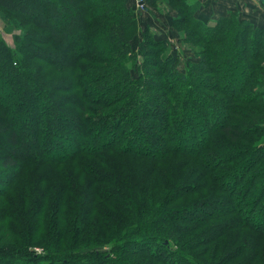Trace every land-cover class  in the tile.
Returning a JSON list of instances; mask_svg holds the SVG:
<instances>
[{"label": "trees", "instance_id": "1", "mask_svg": "<svg viewBox=\"0 0 264 264\" xmlns=\"http://www.w3.org/2000/svg\"><path fill=\"white\" fill-rule=\"evenodd\" d=\"M31 1L51 7L59 16L50 13L48 18L59 23L66 18L63 4L70 6L73 0H55L57 7L53 0ZM31 1L0 0V7L26 15L23 9ZM87 1L83 8L73 1L78 14L62 26L47 28L40 20L44 34L28 31L32 43L24 47H31L39 63L24 54L19 67L10 70L18 88L37 102L30 108L32 127L27 130L34 139L23 140L22 123L12 130L11 105H0V138L8 146L0 153V169L22 164L24 177L27 166L51 164L56 180L41 172L26 191L10 194L15 177L6 179L4 187L0 183V264H264V139L258 136L264 135V117L242 109L253 103L244 92L246 77L252 79L256 72L243 59L253 54L255 36L264 34V28L241 20L235 11L210 26L194 16L189 0H174L180 6L177 18H188L198 42H212L215 49L203 48L202 62L187 63L179 71L165 50L166 40H148L144 45L160 47L158 61L147 63L156 53L139 49L132 60L137 64L140 56L142 65L133 80L128 64L133 50L126 35L133 15L126 0H106L110 5L105 8L98 5L102 0ZM112 1H120L117 13ZM91 10L96 16L89 18ZM105 18L108 26L98 23ZM100 31L104 47L97 38ZM106 48L117 61L110 70L99 69L100 63L112 62L101 56ZM47 52L53 66L42 59ZM10 60L0 41V63L7 66ZM149 65L159 70L150 73ZM58 67L70 69L69 79ZM234 71L242 77L236 87ZM47 75L57 83V92L70 91L60 103L43 89L53 85ZM259 88L252 99L264 94ZM246 121L252 124L245 132ZM63 131L71 152L46 154L48 139ZM183 133L189 134L187 140L197 139L194 149L182 145ZM139 159L146 167L137 165ZM232 203L236 208L229 209ZM33 242L41 244L43 254L26 252ZM107 244L111 248L104 253L99 248Z\"/></svg>", "mask_w": 264, "mask_h": 264}, {"label": "rangeland", "instance_id": "2", "mask_svg": "<svg viewBox=\"0 0 264 264\" xmlns=\"http://www.w3.org/2000/svg\"><path fill=\"white\" fill-rule=\"evenodd\" d=\"M31 1V0H30ZM55 2L54 7H57V2L55 0H53ZM75 3H77L78 8L84 7V3L86 4L87 0H73ZM72 1V4L69 6L68 4L64 3L63 5H65L64 9L66 10V18L63 20H60L59 23H55L54 21L50 20L49 16H51L53 13L55 14V18L58 19V13L54 10L51 9V7H43V5H39V3L34 4L33 1H31L29 4H27V7H25L23 10L26 11V15L24 14V12H20V11H5L0 7V41L2 42L3 47L7 50V53H9L10 55V64L9 65H5L0 63V105L2 104H6V102H9V104L11 105V107L8 109L10 111V115L8 116L9 119V123L11 124V129L12 130H17L19 123L23 124V130L26 131L27 136H24L23 140H29L31 141V139L33 138V134L27 130H29V128L31 129L32 124H31V117H29L30 112H31V107L33 105H35V103H37L35 101V98H31L28 95V92H26L25 90L22 91L18 88V83L16 81V78H12L11 75L13 76L14 72L10 71L12 68L13 70L15 69V67H19V60L21 59V57L26 54L30 56V62H37L39 63L38 60V55L36 53H32L30 52L31 47L29 50H24L25 47V42L32 43L31 40H29L30 38L27 37L29 35V33H27L28 31L34 30L37 34L42 35L44 34V30L41 29V31L38 29V26L40 23V20L42 21V19H44L45 23L47 24V28H56V26L58 24H62L65 22H68L67 18H69V20L74 19L75 17H73L75 14H78L77 10L78 8L75 6V3ZM94 0H91V2H93ZM258 0H249V2L254 3V8L256 10H254L256 13L259 11L260 13L262 12L263 8L261 5H259L258 3H256ZM189 2V1H188ZM60 3L62 4L63 1L60 0ZM110 2L106 1V0H102L101 4H98L99 7H104L105 6H109L110 4H108ZM113 4V10L114 13H117L119 11V7L118 5L120 4V1H116V2H111ZM126 6L129 7V9L132 12L133 15V22L132 24L128 27L126 35L127 38L129 39V44H130V48L133 50L132 54L129 57V65L131 68V73H130V77L133 80H136L137 74H138V70L140 69V66L142 65L141 57L139 56L136 60H137V64L134 63L133 57L134 54H136V52L141 49V48H145L147 50L150 51H154V53H156V55L151 56V60H146L147 63H152V60L155 59L156 63L158 61L157 59V51L158 53L160 52V47L159 45H157V48H152L148 45H144L147 44L148 40L153 39L154 41H164L167 42V48H165L166 51H168V53L170 55H172L173 57V61H174V68L177 70H181V68L183 69L185 67V65L187 63L193 62L196 64H199V62L201 61L202 58H204L202 55H200V51H202V49L204 48L205 50L208 51V49L213 50V48L215 49V47H213L214 45L212 44V42L205 44V43H200L198 42L199 38L197 36L192 35V31L193 29H191V27H189L188 25L190 24V21L188 19L187 24L185 25H180L179 22H184L187 21V19L184 20H179L177 18V14L178 12V7H180L179 5H177L174 0H126ZM77 10H76V8ZM27 11L29 12V14H31L33 16V18H35V20H37V22L35 23L34 21H32L31 17L28 16ZM93 16H96V12L94 10L90 11V16L89 18H91ZM49 17V18H48ZM71 17V18H70ZM112 18V15H111ZM241 18V17H240ZM61 19V18H60ZM183 19V18H182ZM67 20V21H66ZM241 20L250 22L248 19H243L241 18ZM43 21V22H44ZM64 21V22H63ZM106 18L102 21H98V23L100 24H110L111 22H106ZM95 22V24H98ZM230 22H226V25H228ZM251 23V22H250ZM207 25H210L208 23H206ZM213 24V23H212ZM191 25V24H190ZM241 25L243 26L244 24L241 23ZM240 25V27H241ZM211 26V25H210ZM223 24L220 26V28H222ZM256 27V26H255ZM104 31V30H103ZM103 31H100L99 34L97 35L98 39L101 41V45L104 47L103 42H102V38H103ZM249 32V31H248ZM220 33V32H219ZM218 33V36H219ZM105 34V33H104ZM252 34L248 35L251 36ZM256 40H257V46L255 45L252 48L253 54L251 56H248V54H246L244 56L245 59V63L248 66H252V69H256V72H254L253 74V78L252 79H248L246 77V82H245V86H247V90L244 92V96H248V100L250 102H253L251 104L247 105H243L242 109L244 108V110L248 111V112H253L255 113L256 116L258 117H264V94L260 95L261 98L254 100L252 99V95L254 90L260 89L259 87H263L264 85L260 86L261 82L258 81L259 80V75L258 74V67L260 65H262L264 67V34H257V36H255ZM98 41V40H96ZM99 46V48H102V46ZM50 47V45H45V48ZM252 47V46H251ZM108 48V47H107ZM106 48V49H107ZM159 48V49H158ZM155 49V50H154ZM101 50V49H100ZM105 51V49H103ZM217 50V49H216ZM256 50V52H255ZM64 50L60 47L59 48V52H63ZM45 53V52H44ZM101 56L103 55L104 57H107L108 59L110 58V60L112 62L109 61H105L104 63H100V68H106L108 70L114 68V66H116V59L113 58L114 52L111 49H107V51L105 53H103L101 51ZM49 53L47 52V54H43L42 55V59L44 58V62L48 64V61L53 60L52 56L48 55ZM159 55V54H158ZM163 55V54H162ZM160 54V56H162ZM254 55V58H253ZM13 56V58L11 57ZM116 56V55H115ZM114 56V57H115ZM256 56V57H255ZM113 58V60H112ZM127 58V56H126ZM206 58H208L207 54H205V60ZM15 59V60H14ZM19 59V60H18ZM14 60V62H13ZM119 62V59H118ZM141 62V63H140ZM202 62V61H201ZM50 66H53L52 64H48ZM135 65V66H134ZM157 67H161V64ZM261 67V66H260ZM57 68V67H56ZM58 68H62L63 67H58ZM258 68V69H257ZM37 69V68H36ZM36 69H33L32 72H34L35 74L37 73ZM148 71H150V73H156L157 70H155L151 65H149V68H147ZM65 76L67 79H69L70 75H71V71L69 70H64ZM46 73V71H43ZM43 72L41 74H43ZM58 75L61 74L57 72ZM235 74V80L233 82L234 87H236L240 82H242V77L241 74L238 73V71H234L233 72ZM198 75V74H196ZM60 77V76H59ZM198 80L200 79L199 76ZM204 78V76H201ZM261 78V77H260ZM206 79L209 81L211 79V77L206 76ZM45 80L47 81H52L53 85H44L43 89H45L48 93V95L51 96V98H53V101L56 103H60L65 96L68 94L69 95V89L67 93L64 92H57V89L54 87L56 86L57 83L54 82V80H52V78H49V75H47V77L45 78ZM112 79L110 78V81ZM249 81L248 84H246ZM199 83V82H198ZM212 81L209 83L207 82V84H211ZM58 87V86H56ZM258 87V88H257ZM32 91H36V85L33 84V86L31 87ZM34 88V89H33ZM64 88V87H62ZM42 90V87H41ZM209 94V92H206L205 94ZM34 94V93H33ZM216 93L211 94V96H214ZM251 94V96H250ZM216 96V95H215ZM30 97V98H29ZM254 97V96H253ZM213 98V97H212ZM215 99V98H213ZM42 102H38V104H41ZM48 104V103H47ZM248 109V110H247ZM200 114V113H199ZM204 115V114H203ZM212 116V115H211ZM203 116L200 115V118H202ZM57 117L54 118V120ZM212 118V117H211ZM260 118V119H261ZM47 120L49 122L50 120V115L47 117ZM0 121H1V117H0ZM216 122H219V119L215 120ZM248 122V121H246ZM249 125H247V127L244 128V131H248L249 127L251 126L250 124H252V122H248ZM34 125V124H33ZM65 130V129H64ZM205 131L203 130V134L205 135ZM244 133V132H243ZM202 134V136H203ZM189 134L188 133H183L182 136V140H184L182 142V145H186V147L190 148L192 150V148L194 149V145L196 143H198L197 139L194 141L192 139H189ZM258 136L261 139H264V135L258 134ZM66 134H64V131L62 132L61 137L59 136V138L55 139L54 137L49 138L48 139V144L46 145L47 148H45L46 146H44V150L46 151V154L48 155H52V151H54V153H56V155H60V154H69L71 151L68 150L65 146V139L66 138ZM136 138L140 137V135H136ZM26 138V139H25ZM187 140V141H185ZM260 140V139H259ZM0 143H1V149L0 153H2L3 151H7L8 146H5L4 143V139L0 138ZM139 143V142H138ZM255 144V143H254ZM134 144H131V147ZM59 148V150H50L48 148ZM49 150V151H47ZM132 159V158H131ZM134 159H132L133 161ZM148 161V160H147ZM128 162L131 163V160H128ZM137 165L142 166V167H146L147 162L144 161V159H139L137 161ZM28 168L25 169V174L24 177L21 175V169H24L25 167L21 166H14L13 168H9V169H0V183H2L4 187V185L7 183V180H10L13 176L14 178V186L12 187V189L10 190V193L16 191L18 188H20V190H25L26 188L32 183V181H37L35 178H37L39 173H44V176H46V178L51 179L52 181H55V177L52 174L53 172H51V168L52 165L51 164H46L45 167H49V168H44V167H40L38 165L32 164V168L30 166H27ZM37 167H40L37 169ZM56 167V166H55ZM64 168V164L59 165V168ZM58 168V169H59ZM19 171V172H18ZM20 173V174H19ZM19 174V175H18ZM18 176V177H17ZM26 176V177H25ZM17 177V178H16ZM60 178V175L57 174V179ZM13 179V178H12ZM34 179V180H33ZM11 181V180H10ZM81 183H84L83 180L81 181ZM16 184H19L20 186L16 187ZM0 190H2V187H0ZM25 193V192H24ZM13 197L15 196L14 193L12 195ZM18 196V195H17ZM218 208L220 207L219 205L217 206ZM232 208H236V205L232 203V206L229 207V209ZM191 216H195L192 215L190 213ZM26 231L28 232V223L26 226ZM41 237V235H40ZM13 245V244H12ZM18 246L20 244H17ZM15 246V245H14ZM16 247V246H15ZM22 248V247H21ZM111 248V244H107L106 246H101V248H99L101 251H103L104 253L109 252ZM137 249H146L143 248L141 246H138ZM27 253H31V254H43V250L41 247V244H37L36 242L32 243V246H29L26 250ZM136 253H140V251L136 252ZM27 254V255H29Z\"/></svg>", "mask_w": 264, "mask_h": 264}, {"label": "crops", "instance_id": "3", "mask_svg": "<svg viewBox=\"0 0 264 264\" xmlns=\"http://www.w3.org/2000/svg\"><path fill=\"white\" fill-rule=\"evenodd\" d=\"M194 6V16L204 23L212 25L218 19L226 16L229 12H237L239 17L248 19L253 26L264 28V0L256 3L262 6L263 10L256 13L254 3L249 0H189ZM254 1V0H253Z\"/></svg>", "mask_w": 264, "mask_h": 264}]
</instances>
